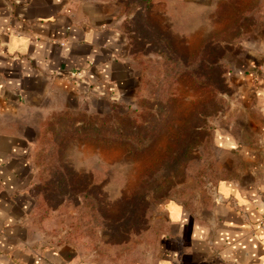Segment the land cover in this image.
I'll return each mask as SVG.
<instances>
[{"label": "rangeland", "instance_id": "rangeland-1", "mask_svg": "<svg viewBox=\"0 0 264 264\" xmlns=\"http://www.w3.org/2000/svg\"><path fill=\"white\" fill-rule=\"evenodd\" d=\"M102 1L124 20L137 101H97L94 114L53 125L37 157L34 223L84 257L150 262L163 205L200 214L214 202L215 132L239 111L232 72L243 42L264 30V0Z\"/></svg>", "mask_w": 264, "mask_h": 264}, {"label": "crops", "instance_id": "crops-1", "mask_svg": "<svg viewBox=\"0 0 264 264\" xmlns=\"http://www.w3.org/2000/svg\"><path fill=\"white\" fill-rule=\"evenodd\" d=\"M123 22L102 0H0V264H114L49 243L31 192L59 119L94 114L97 101H137ZM13 38L27 43L10 51ZM239 50L231 78L239 111L215 132L223 176L214 202L200 214L177 203L183 224L165 212L156 256L134 264H264V30Z\"/></svg>", "mask_w": 264, "mask_h": 264}, {"label": "clouds", "instance_id": "clouds-1", "mask_svg": "<svg viewBox=\"0 0 264 264\" xmlns=\"http://www.w3.org/2000/svg\"><path fill=\"white\" fill-rule=\"evenodd\" d=\"M24 40L17 41L13 38L12 44L9 46L10 51H16L21 45L26 44ZM221 193L226 197L228 195V189L224 187L223 184L220 186ZM166 212L169 214V217L173 223H186V219L182 216V208L175 201H168L163 205ZM195 236V233H194Z\"/></svg>", "mask_w": 264, "mask_h": 264}, {"label": "built area", "instance_id": "built-area-1", "mask_svg": "<svg viewBox=\"0 0 264 264\" xmlns=\"http://www.w3.org/2000/svg\"><path fill=\"white\" fill-rule=\"evenodd\" d=\"M80 77H81V73L80 72H71V73H69V76H68V78L70 80H75V79H78Z\"/></svg>", "mask_w": 264, "mask_h": 264}, {"label": "trees", "instance_id": "trees-1", "mask_svg": "<svg viewBox=\"0 0 264 264\" xmlns=\"http://www.w3.org/2000/svg\"><path fill=\"white\" fill-rule=\"evenodd\" d=\"M71 118V117H70Z\"/></svg>", "mask_w": 264, "mask_h": 264}]
</instances>
